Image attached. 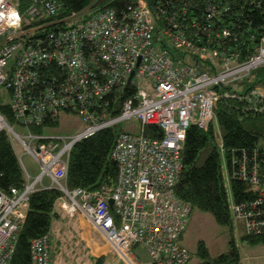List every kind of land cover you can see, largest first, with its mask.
I'll return each mask as SVG.
<instances>
[{
	"label": "built area",
	"instance_id": "2783aa9c",
	"mask_svg": "<svg viewBox=\"0 0 264 264\" xmlns=\"http://www.w3.org/2000/svg\"><path fill=\"white\" fill-rule=\"evenodd\" d=\"M238 5L136 0L122 13L102 7L64 15L59 0H0V89L9 92L14 116L10 124L0 112V131L40 166L33 178L23 167L22 189L0 190V264H10L31 193L51 186L62 192V211L85 217L128 264H146L137 247L153 264L189 262L191 252L181 238L192 205L175 191L188 129L196 123L219 130L220 90L264 64V32L250 46L245 42L244 54L233 47L238 36L225 22ZM190 9L196 12L190 15ZM118 93L122 99L114 111L109 100ZM61 109L77 111L83 130L50 137L30 128L58 119ZM128 118L140 120L141 132L117 133L111 152L118 165L115 183L96 190L70 188L67 172L75 144ZM17 125L28 132H19ZM150 125L161 135L147 130ZM259 150L251 158L244 152L242 161L234 156L227 170L229 180L237 177L254 189L239 202L228 192L231 213L246 219L250 235L264 233V148ZM45 176L50 185L43 183ZM52 251V236L33 238L30 264H52Z\"/></svg>",
	"mask_w": 264,
	"mask_h": 264
},
{
	"label": "trees",
	"instance_id": "16d2710c",
	"mask_svg": "<svg viewBox=\"0 0 264 264\" xmlns=\"http://www.w3.org/2000/svg\"><path fill=\"white\" fill-rule=\"evenodd\" d=\"M59 1L62 4L61 14L68 15L87 8L102 7H112L117 13H122L136 0ZM151 1L154 4H161L166 0ZM233 1L238 2L239 5L227 14L225 23L231 25L230 28L234 26L232 33H236L238 41H232L233 47L244 54L247 45L250 46L254 40H258L259 35L264 32V2L261 0ZM176 5L181 6L180 2ZM190 10V15L196 12V9ZM172 12L178 15V11L172 10ZM240 43L246 46H239ZM260 91L264 92V64L220 90V98L215 110L220 134L217 133L218 129L213 124L203 129L196 123H192L186 135L182 149L183 170L175 187L176 194L189 201L192 208L197 207L211 212L220 224L231 225L232 213L218 139L220 136L221 147L226 153L228 170L232 169L234 156L242 161L244 152L251 158L256 156L259 149L262 151L264 148V94L257 95ZM114 97V100L110 97L109 101L112 110L115 111L120 106L122 94L118 93ZM0 112L10 124H14L9 103L0 102ZM56 122L57 119L48 118L43 124L31 125L30 128L40 133L44 125ZM121 130L120 125L103 128L75 144L71 151L67 172V184L70 188L83 187L87 190H96L102 185L111 186L115 183L118 165L112 158L111 152L116 135ZM147 130L155 132L158 136L161 135V130L156 125L148 126ZM26 183L27 177L10 135L6 130H2L0 131V190L9 192L13 187L22 189ZM229 185L234 199L238 202L253 195L252 185L237 177H231ZM61 195L62 192L54 186L36 188L31 193L26 217L17 234L10 264H30V243L33 238L44 234L51 236L56 230L64 231L62 223L68 218L59 204ZM245 240L254 245L264 244V233L247 234ZM199 253L203 260L196 264L240 262V251L234 244H231L228 251L218 256H211L203 245L200 246ZM53 256L54 251H52V260ZM104 260V255L95 256L93 264H104Z\"/></svg>",
	"mask_w": 264,
	"mask_h": 264
},
{
	"label": "rangeland",
	"instance_id": "374dc122",
	"mask_svg": "<svg viewBox=\"0 0 264 264\" xmlns=\"http://www.w3.org/2000/svg\"><path fill=\"white\" fill-rule=\"evenodd\" d=\"M10 94L6 88L0 89V102L8 103ZM85 122L77 111L69 109H61L57 122L54 124H46L43 126V134L50 137L70 136L83 130ZM120 127L123 130L138 133L141 132V122L137 118H128L120 122ZM21 133H27L28 129L24 126H15ZM217 128V127H216ZM219 133V130H216ZM220 134V133H219ZM220 136L218 146L222 161V170L224 180L228 192L230 189L229 173L227 172L226 153L220 146ZM18 154H20V162L33 178L40 172L38 162L29 153H22L21 146H14ZM51 181L49 177H44L43 183ZM68 218L64 225V231L56 230L52 236L53 244V264H93L95 256L105 257L104 264H128L124 259L120 258L113 251H109L106 243L99 239L95 233V240L99 244L91 245L89 239L82 237L81 229H79L78 220L76 218ZM248 234L246 219L237 217L232 212V224H220L216 221L214 215L197 207L192 208V212L184 231L181 243L191 252L192 257L188 264H196L203 260L199 253L200 246L207 248L211 256H218L230 249L231 244L236 245L240 251L241 259L245 264H264V244L252 245L245 240ZM98 246V247H97ZM92 247H97L93 248ZM141 254V259L144 263L149 261V255L144 248H137ZM92 254V255H91ZM94 254V255H93Z\"/></svg>",
	"mask_w": 264,
	"mask_h": 264
},
{
	"label": "crops",
	"instance_id": "0c3cea01",
	"mask_svg": "<svg viewBox=\"0 0 264 264\" xmlns=\"http://www.w3.org/2000/svg\"><path fill=\"white\" fill-rule=\"evenodd\" d=\"M78 133V132H77ZM51 184V181H49L48 180V182H46V184L45 185H50ZM70 218H72V217H70ZM73 218H76V219H79L78 220V223H79V225H78V227H79V229H81V233L83 234V236L82 237H86L87 239H89V242H90V244L91 245H94V244H99V242H97L96 240H95V233H97V237L99 238V239H102V237L99 235V233L91 226V224L86 220V218L85 217H83V216H81V215H78V216H76V217H73ZM102 241H104L103 239H102ZM105 242V241H104ZM107 245V244H106ZM252 245H254V244H252ZM98 247V246H97ZM97 247H92L93 248V251H94V248H97ZM107 247H108V250L110 251V249H109V246L107 245ZM137 248H140V247H137ZM137 248L135 249V252H136V254H138L139 256H141V254L137 251ZM143 248V247H142ZM94 255V254H93ZM240 262L242 263V264H245L244 262H243V260L241 259V255H240ZM52 264H53V260H52Z\"/></svg>",
	"mask_w": 264,
	"mask_h": 264
},
{
	"label": "water",
	"instance_id": "95a60500",
	"mask_svg": "<svg viewBox=\"0 0 264 264\" xmlns=\"http://www.w3.org/2000/svg\"><path fill=\"white\" fill-rule=\"evenodd\" d=\"M110 204H113V201L112 200H110Z\"/></svg>",
	"mask_w": 264,
	"mask_h": 264
},
{
	"label": "clouds",
	"instance_id": "9594fccd",
	"mask_svg": "<svg viewBox=\"0 0 264 264\" xmlns=\"http://www.w3.org/2000/svg\"><path fill=\"white\" fill-rule=\"evenodd\" d=\"M19 157V156H18ZM147 263V262H146Z\"/></svg>",
	"mask_w": 264,
	"mask_h": 264
},
{
	"label": "bare ground",
	"instance_id": "6f19581e",
	"mask_svg": "<svg viewBox=\"0 0 264 264\" xmlns=\"http://www.w3.org/2000/svg\"><path fill=\"white\" fill-rule=\"evenodd\" d=\"M71 155V154H70Z\"/></svg>",
	"mask_w": 264,
	"mask_h": 264
}]
</instances>
